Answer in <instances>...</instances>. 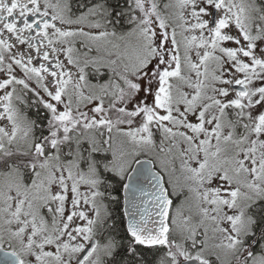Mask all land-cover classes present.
<instances>
[{"label": "snow or ice", "instance_id": "obj_1", "mask_svg": "<svg viewBox=\"0 0 264 264\" xmlns=\"http://www.w3.org/2000/svg\"><path fill=\"white\" fill-rule=\"evenodd\" d=\"M0 264H264V0H0Z\"/></svg>", "mask_w": 264, "mask_h": 264}]
</instances>
